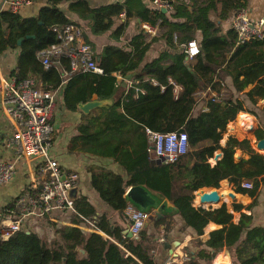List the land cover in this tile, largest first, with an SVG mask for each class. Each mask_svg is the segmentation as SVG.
I'll return each mask as SVG.
<instances>
[{
  "label": "trees",
  "instance_id": "16d2710c",
  "mask_svg": "<svg viewBox=\"0 0 264 264\" xmlns=\"http://www.w3.org/2000/svg\"><path fill=\"white\" fill-rule=\"evenodd\" d=\"M167 1L172 6L169 15L160 9H151L142 0H123L98 7H92L87 0H48L36 16L25 18L8 9L2 10L0 57L9 49L18 48L11 75L18 81L31 76L48 90L62 85L64 103L69 109H76L80 102L89 101L93 96L113 98L112 105L92 109L91 113L97 110L94 116L82 115L78 133L71 141V147L112 159L125 170L126 177L104 167L89 169L91 186L112 210L122 212L129 204L125 199L127 187L146 186L169 199L178 208L184 228L191 229L197 236L184 247L188 257L186 264L210 261L222 249L229 251L231 264H264V225L257 223L253 214L242 212L241 203H232L233 212L240 213L238 220L233 221V212L225 203L217 208H205L194 206L192 202L194 191L219 187L223 179L233 184L237 193L255 197L264 180V154L254 151L248 139L238 141L229 136L225 145L220 144L227 121L245 110L246 101L255 104L264 98V61L247 59L249 49L264 45V39L238 44L234 29L223 33L220 23L216 22L247 7L249 0ZM65 2L69 11L88 20L85 26L92 34L111 30V36L119 38L128 20L134 18L157 26L159 35L149 38L141 29L129 38L127 49L104 44L97 52L83 30L84 39L91 45L95 61L103 71L65 76V71L70 69L66 57L61 56L55 64L45 67L39 55L41 50L59 42L54 27L70 22L81 25L61 9ZM187 5L192 7L191 13ZM121 14L125 20L116 24ZM28 35L32 36L26 37ZM20 37L23 40L18 44ZM160 38L167 43V49L147 60L152 44ZM190 39H196L200 52L187 62L180 45ZM134 69L140 72L133 77V85L120 90L116 75L123 77ZM226 76L244 98L233 95L224 83ZM170 80L181 87L177 94ZM249 85L252 87L244 91ZM207 87L217 93L224 87L222 96L207 97L206 108L194 113L197 93L207 91ZM146 128L157 132H186L191 145L189 158L151 163V154L155 153ZM256 136L261 138L263 130H257ZM236 148L247 156L236 160ZM217 149L222 151V156L211 164L209 158ZM245 180L252 181L253 187H242ZM255 201L247 206L248 210ZM74 204L79 213L91 215L89 204L83 199H77ZM169 220V216L155 219L154 226L162 224L168 231L172 227ZM209 222L221 227L210 231L203 240L200 236ZM98 226L120 240L127 251L99 233L55 224L57 236L51 242L32 230H20L8 239H0V264H157L150 245L153 240L145 231L140 232L138 239L123 240L121 229H111L105 215Z\"/></svg>",
  "mask_w": 264,
  "mask_h": 264
},
{
  "label": "built area",
  "instance_id": "2783aa9c",
  "mask_svg": "<svg viewBox=\"0 0 264 264\" xmlns=\"http://www.w3.org/2000/svg\"><path fill=\"white\" fill-rule=\"evenodd\" d=\"M32 1L6 0V4L10 12L17 13L21 7L29 5ZM152 4L154 8L160 10L164 8L167 11L172 8L167 0H152ZM186 8L188 12H192L190 5ZM231 28L236 32L238 44L264 39V18L252 17L247 7L239 8L232 13ZM141 29L150 37L157 35V26L149 22H141ZM53 30L57 33L59 42L39 52L45 67L55 64V60L63 56L69 60L70 68L65 71V76L85 71L102 73V68L95 61L91 45L84 39L81 25L70 22L61 27H54ZM180 51L189 62L199 54L200 48L196 39H190L180 45ZM170 82L173 83L172 80ZM133 83L131 80L127 81V88ZM180 89L179 85L174 84L175 94ZM222 92L221 90L219 96L214 97L219 98ZM137 95L138 93L136 97ZM0 107L14 125V131L8 142L15 146L20 157L37 163L33 169L30 188L18 196L12 207H5L0 213V239H8L15 232L24 230V220L32 216L44 217L49 221L77 227L86 232H100L97 221L93 217L79 213L74 201L68 197L67 191L77 185L79 173L63 169L50 155L54 132L51 122L55 107L53 91L43 89L39 80L31 76L18 81L12 75H3L0 66ZM146 133L153 144L152 150L156 157L163 158V162L177 161L190 151L191 145L184 131L157 132L146 128ZM210 163L214 164L215 161ZM14 173V163L0 161V185L7 183ZM241 185L247 189L253 187L252 181L249 180L243 181ZM55 213H66L69 219L62 220ZM123 213L125 220L123 231H127H122L121 239H138L151 213L129 204L123 209ZM70 217H76L80 221L70 220ZM127 232L132 235L129 237ZM104 237L127 251L120 240L109 235ZM157 240L162 241L163 237L160 236ZM187 260L188 257L184 253L178 258L170 256L163 264H186Z\"/></svg>",
  "mask_w": 264,
  "mask_h": 264
},
{
  "label": "crops",
  "instance_id": "0c3cea01",
  "mask_svg": "<svg viewBox=\"0 0 264 264\" xmlns=\"http://www.w3.org/2000/svg\"><path fill=\"white\" fill-rule=\"evenodd\" d=\"M88 3L92 7H98L101 5L117 2V1H123V0H87ZM146 5H148L151 9H156L153 7L152 0H142ZM48 0H33L29 5L23 6L19 9L17 12L22 17H34L38 14L40 8L44 5H46ZM7 4L6 0H0V11L6 10ZM61 9L67 12L68 17L75 19L76 21L80 22L81 26L83 27V30L86 31L89 39L94 44L95 51L99 52L101 46L104 44H112L117 45L121 47H126L127 49V43L130 37L134 36L138 30H141V22H139L137 19H129L126 25V28L124 30V34L120 36L119 38H113L111 36V30L105 31L100 34H92L91 31L86 28V24L88 23L87 19L80 18L77 16V14H74L73 12L68 10V3H62ZM247 9L250 12L251 16L254 18L263 17L264 18V0H249ZM172 8L168 9L165 13L168 15L170 14ZM214 18L215 15H212ZM125 20V17L123 14L119 16V19H117L116 24L122 22ZM231 20H232V13L229 14V16L224 20L217 19V23H220L222 32L225 33L228 29H231ZM140 23V27L138 28V24ZM115 24V26H116ZM113 26V28H115ZM157 35H159V29L157 27ZM147 37L151 38L148 34H146ZM263 46V45H261ZM261 46L257 47H251L249 49L248 54V61H255V60H262L264 59L258 57V49H260ZM168 45L162 38L158 39L156 42H154L148 51L147 54V60L152 59L153 57H156L159 55V53L165 49H167ZM254 52H257V58H254ZM19 53V49H9L0 57V66L3 72V75L9 76L11 75L12 70L16 66L17 56ZM138 70V69H134ZM139 71V70H138ZM140 72V71H139ZM138 72V73H139ZM68 78V77H67ZM117 82L119 83V89L124 90L127 89V81L125 80L121 75H116ZM146 78V77H144ZM133 81V78L131 79ZM224 83L227 87H229V90L232 91L234 96H239L244 98V95L241 92H236L233 87V83L230 77L226 76L224 78ZM252 87V85L247 86V90H249ZM62 88L61 87L53 89L54 97H55V107L53 110V114L51 117V122L54 127L53 132V140L50 148V155L52 158L56 159L61 167L65 170H72L77 171L79 173V180L77 182V185H79V193H78V199H83L85 202L89 204L88 212L91 213L88 217H93L99 222L101 217L103 215L106 216V219L109 222V226L111 229L114 228H120L121 231L125 228V220H124V213L114 211L112 210L98 195V193L93 189L91 186V173L89 169L91 167L94 168H100L104 167L106 169H109L113 172L120 173L123 176L126 177V172L118 163L114 162L112 159L102 158L98 156H94L85 152H82L78 149V147H71V141L72 139L77 135V125L80 123L81 117L84 114L77 105L76 109H69L64 103L63 95H62ZM224 89V87H223ZM222 90V89H221ZM204 99L207 97L212 96H219V93L217 91L213 90V88L207 87V91L203 92ZM225 95V93H224ZM96 97L93 96L91 99H95ZM261 101V103H264V98L258 99L255 103L258 106V101ZM197 102V97H196ZM248 102L246 101V104ZM197 104V103H196ZM254 105V104H252ZM196 106V105H195ZM202 108H206V101L205 105ZM201 108V109H202ZM200 110V109H199ZM92 111V110H91ZM88 113V116H94L97 113ZM252 112L255 116L261 117V119L264 122V115L259 114V108L257 110H253ZM262 112H264V109H262ZM240 113L246 114L250 116L253 126H254V117L245 112V111H239L237 118ZM86 114V113H85ZM232 123L233 126L236 127V121ZM231 124V125H232ZM229 126L227 127L228 131L233 133V135L239 137V138H246L238 135L237 133H234L232 131V128ZM264 130V128H261ZM14 131V125L13 123L4 115L2 112V108L0 107V161L6 160L14 163L15 166V173L13 177L7 182L2 185H0V213L3 211L4 207H7L8 205H12L15 203L18 196L30 188L32 184V178H33V169L36 167L35 161H30L25 159L24 157H20L19 154L16 151V148L13 144H10L8 142L10 136L12 135ZM264 133V132H263ZM250 134L253 139L252 129H250ZM264 136V134H263ZM249 138V137H247ZM257 138V136H256ZM256 142V139H255ZM226 142H224L225 145ZM264 154V149L260 150ZM38 179V178H37ZM39 180V179H38ZM264 181V180H263ZM231 184L227 179H223L219 183V193L221 194V198L217 203L215 204H208L203 205L205 207L212 205L213 207H217L220 205V203L225 202L227 205V208L232 211L231 204L235 201L238 203H241L244 207L242 209V212H245L247 214H253L255 220L257 223L264 225V182L261 184L258 193L255 197H251L247 193H237L235 192V198L231 201V204L229 203V200L231 198L228 195L229 192V186ZM128 188V187H127ZM126 188V189H127ZM125 189V191H126ZM204 190H209L207 187L203 188ZM196 197V191L194 198ZM193 198V200H194ZM256 200L255 205L248 210L247 206L250 205L253 200ZM193 205H202V204H195L193 201ZM234 213V212H233ZM239 212L237 213V217L239 218ZM57 217H59L62 220L69 219V215L66 213H55ZM234 215V218L236 217ZM170 220L172 221V227L168 229V231H165L163 228V225L160 224L159 226H154V220L150 218L143 231H145L148 236H151L152 242L151 246L153 247V258L157 264H163L164 261H166L170 255L168 253V250L163 247V244L165 242H172L174 240H179L180 244L177 245L173 251L177 253V258L185 253L184 247L193 239H196L197 236L192 232L191 229L185 227L184 228V221L181 218L179 214H175L172 216H169ZM76 217H70V220L73 221ZM162 218V217H161ZM159 219V218H158ZM80 220V219H79ZM79 222V221H78ZM61 225L59 223H55L52 221L47 220L44 217L40 216H32L28 217L24 220V227L23 229L26 231H35L38 235H40L43 239L48 240L51 242L53 239L56 238L57 234L55 233V227L54 225ZM64 225V224H63ZM68 226V225H66ZM218 227L217 224L214 222H209L205 228H204V234L200 236L201 239L205 240L208 238V234L213 229H216ZM207 230V231H205ZM101 235L105 236L107 235L101 228H100ZM160 236L163 237L162 241H158L157 238ZM225 251L228 258V264H231V256L229 251L226 249H222L221 251L215 253V257L210 260L209 264H212L213 260L216 258V256ZM203 261H199V264H202Z\"/></svg>",
  "mask_w": 264,
  "mask_h": 264
},
{
  "label": "water",
  "instance_id": "95a60500",
  "mask_svg": "<svg viewBox=\"0 0 264 264\" xmlns=\"http://www.w3.org/2000/svg\"><path fill=\"white\" fill-rule=\"evenodd\" d=\"M161 10L163 12H166L164 8ZM31 36L32 35H28L26 37H31ZM22 40H23V37H20L17 41L18 44H20ZM138 72H139L138 70L128 71L127 73H125L123 78L125 80H131L135 75L138 74ZM112 104H113V98H108V99L95 98V99H91L86 102H80L78 104V108L82 112L88 114L94 108L110 106ZM243 126L248 129H253V123L249 119L244 121ZM255 145L257 149H264V136H262L259 139L256 138ZM221 156H222V151L215 153L214 161L218 160ZM241 157L242 156L240 152L235 154L236 159H239ZM163 161H164L163 158L156 157V155H154L153 153L151 154V163L160 164ZM203 188L204 187L196 190L197 192H200V195H199L200 203H205V202L213 203V202H217L220 200L221 194L218 191L219 187H207L209 189L208 191H205ZM67 193L70 199H72L73 201H76L78 199L79 185L72 186L71 188L68 189ZM193 194L195 195V191ZM228 195L231 198V200L235 198V192L232 188L228 192ZM125 199L129 203V205L135 206L136 208L142 211L151 213V216H150L151 219L153 217L155 219H158L164 216H172V215L178 214V208L169 199L165 198L161 193L152 191L151 189L143 185L129 186L125 191ZM223 203L225 202H222L217 207H220ZM198 206L204 207L203 205H198ZM217 207L210 206V208H217ZM231 212H233V210ZM237 220H238V217H235V218L233 217V221H237ZM220 227L221 225H218L217 228H220ZM126 231L127 230H124L123 232H126ZM127 235L130 237L132 234L130 232H127ZM179 244H180L179 240H174L172 242H165L163 244V247L168 250V253L170 256H177V253L174 252L173 249ZM81 252H84V251L81 250Z\"/></svg>",
  "mask_w": 264,
  "mask_h": 264
},
{
  "label": "rangeland",
  "instance_id": "374dc122",
  "mask_svg": "<svg viewBox=\"0 0 264 264\" xmlns=\"http://www.w3.org/2000/svg\"><path fill=\"white\" fill-rule=\"evenodd\" d=\"M138 24V23H137ZM140 27V23L138 24V28ZM258 53H259V56L258 57H260L261 59L263 58L264 59V45L263 46H261L260 47V49H258ZM253 57L254 58H257V52H254V55H253ZM223 89V88H222ZM246 89H247V87H246ZM246 89H244V91L246 90ZM225 93V92H224ZM225 95H227L226 93H225ZM197 104H196V106H195V108H194V113H197L198 111H199V109H201L204 105H205V99H204V97H203V94H202V92L201 91H199L198 93H197ZM242 98V97H241ZM248 105H246L245 104V110H243V111H245V112H247V113H249V114H251L253 117H254V126H253V129H252V134H253V139L251 140L250 138H245V139H248L249 140V142H250V146H251V148L252 149H254V151H256V152H259V153H261V154H263L261 151H260V149H257L256 148V145H255V139H256V131L257 130H260L261 128H264V122H263V120L261 119V117H259V116H255L253 113H251V110H249V108H251L252 109V111L253 110H257L258 108H259V111H258V113L259 114H263L264 115V112H262V109H264V103H261V101L259 100L258 101V106L256 105V104H254V105H252L251 103H247ZM238 112V111H237ZM236 114V113H235ZM235 114H234V116L232 117V118H230V119H232L231 121H229L231 124L232 123H234L235 122V119H236V116H235ZM235 117V118H234ZM229 119V120H230ZM228 121H227V123H226V127H225V130L222 132V137H221V140H220V144L221 145H224V142H226L227 141V139L229 138V136H233V137H235L237 140L239 139H244V138H239V137H237V136H235V135H233V133H231V132H229L228 131V129H227V124L229 123ZM263 132H264V130H263ZM264 134V133H263ZM238 140V141H239ZM190 150H191V146H190ZM220 151V149H217L215 152H214V154H213V156L212 157H210L209 158V161L210 162H212V161H214V155H215V153H217V152H219ZM238 152H240L241 153V156H244V157H246L247 155L245 154V153H243V151L241 150V149H239V148H236L235 149V153L234 154H236V153H238ZM189 158V156H188V154L187 155H185L183 158H182V160L183 161H186L187 159ZM237 160V159H236ZM263 182L264 181H262V184H263ZM231 184V183H230ZM261 186V185H260ZM233 189L234 191H235V189H234V185L232 184V185H230V189ZM232 200H229V203L228 204H231L232 202H231ZM221 204V203H220ZM195 206H198V205H195ZM205 207V206H204ZM231 207H232V204H231ZM237 213L238 212H234L233 213V215H237ZM237 217V216H236ZM205 231H207V230H205ZM227 250V249H226ZM228 251V250H227ZM215 257V256H214ZM213 257V258H214ZM210 263V261H203V263L202 264H209Z\"/></svg>",
  "mask_w": 264,
  "mask_h": 264
},
{
  "label": "bare ground",
  "instance_id": "6f19581e",
  "mask_svg": "<svg viewBox=\"0 0 264 264\" xmlns=\"http://www.w3.org/2000/svg\"><path fill=\"white\" fill-rule=\"evenodd\" d=\"M247 119L251 120L250 116H248L246 114H243V113H240L238 118H237L236 124H235L236 127L233 126V124L231 125L230 122L227 125L229 126V128H230V125H231L232 131L234 133H237L238 135H240L242 137H249L252 140V137H251V134H250V129H248V128L243 126L244 121H246ZM260 150H263V149H260ZM205 191H208V190H205ZM199 195H200V192L196 191V197L193 200L195 204H199L200 203ZM215 203H217V202H213V203L205 202V203H200V204L208 205V204H215ZM210 206H212V205H210ZM210 206H207V207H210ZM212 264H228V258H227L226 252L223 251V252L219 253L216 256V258L213 260Z\"/></svg>",
  "mask_w": 264,
  "mask_h": 264
}]
</instances>
